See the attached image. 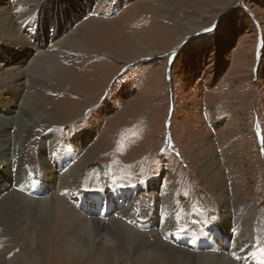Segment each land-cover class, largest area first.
<instances>
[{
  "label": "rangeland",
  "instance_id": "1",
  "mask_svg": "<svg viewBox=\"0 0 264 264\" xmlns=\"http://www.w3.org/2000/svg\"><path fill=\"white\" fill-rule=\"evenodd\" d=\"M85 1L0 0V25H6L0 28V71L16 63L9 61L11 54L14 59L18 54L10 51L8 44L15 43L11 34L20 32L19 24L27 16L32 20L25 22L32 44L52 36L62 41L53 56L42 62L41 67L47 65L43 73L34 67L37 58L33 53L22 59L26 60L22 68L29 71L18 98L26 108L23 116L13 114L16 108L0 104V113L8 116L11 126L5 142L10 147L9 167L12 165L2 173L0 182L13 183L15 192L19 185L29 184L31 189L25 195L28 208L45 207L57 186L52 179L35 177L39 166H44L35 151L49 148L57 139L71 143L73 136L82 137L84 149L99 148L97 159L87 168L94 170V176L99 170L109 171L123 188L173 183L182 197L176 202L187 200L193 206L191 214L181 215L186 234H196L192 230L202 221L194 211L204 218L212 210L214 217H219L221 191L229 204L242 202L256 212L260 218L256 223L264 220V0H96L97 6L94 0ZM90 15L98 21L92 25L97 31L83 37L80 30ZM106 26L111 28L106 30ZM47 48L42 46L44 51ZM67 65L72 70L78 65L79 74L55 90L57 66ZM44 85L61 102L59 113H37L35 106L41 100L35 90ZM0 95L6 98L1 90ZM51 132L53 136H48ZM61 155L67 160L64 162L71 161L67 152ZM200 164L215 174L213 184L202 178ZM43 187L48 191L41 192ZM92 188L103 191L104 186ZM148 188L151 200L165 203L158 188ZM235 191H241L237 199L233 198ZM85 195L82 190L76 194L81 197L75 207L81 208ZM120 199L134 205L141 202L132 188L122 192ZM2 202L3 197L0 206ZM22 205L3 208L0 244L11 245L7 252L0 250V262L41 264L45 258L47 264L51 251L46 248L44 252L36 238L43 237L45 222L32 221ZM135 206L139 208V204ZM102 208L103 197L89 201L84 211L93 222ZM124 216L139 234L148 236L155 231L170 246L196 253L210 249L203 245L197 249L193 236L188 239L156 231L159 228L154 221L133 222L132 212ZM219 227L218 223V231ZM200 228L205 230V225ZM218 233L228 235L227 227ZM108 234L118 236L115 243L120 254L104 264H130L133 256L124 246L123 231L102 232L100 238ZM263 234L264 228L257 234L261 248L263 245L260 253H264ZM223 238L219 249L212 252L219 255L224 251L239 262L238 251ZM84 242L88 251L90 244L87 239ZM96 246L103 247L101 243ZM98 253L79 256L77 264L97 263Z\"/></svg>",
  "mask_w": 264,
  "mask_h": 264
},
{
  "label": "bare ground",
  "instance_id": "2",
  "mask_svg": "<svg viewBox=\"0 0 264 264\" xmlns=\"http://www.w3.org/2000/svg\"><path fill=\"white\" fill-rule=\"evenodd\" d=\"M93 2L95 3V6L99 4L96 2V0ZM157 5H159L161 8L163 7L162 4L158 3ZM149 12L154 15L156 14L153 10H149ZM56 15L58 14L56 13ZM50 17H52V14ZM26 21L28 24L32 23L30 16H27L19 24L20 32L18 34H11V37L16 38L15 43L13 42L8 44L9 50L15 51L18 54L16 59H14L13 54H11L9 61H14L16 63L0 71V90L2 91V94L5 93L6 95V98L1 97L0 95V104L5 103L7 107L11 106L12 108H16L17 111H13V114L17 113L21 117L25 113L26 108L23 107L20 102H18L19 92L29 73L27 68H22L23 64L26 62V60L22 59L33 53L36 56L35 58H37V60L33 62V65L42 72L43 69L46 70L47 67V65H43L44 67H41L42 62L48 61L53 56L52 52L56 46L62 42L61 40L57 39V36H52L46 41H38L37 43L32 44L29 40L28 33L30 29L28 25L25 24ZM102 21L103 20H101V22ZM96 22H98L96 18L91 17V15L88 17L80 30L83 34H85L83 37L95 35L97 30H95L92 25ZM51 23L54 22L52 21ZM121 25L122 24H119L120 27ZM5 26V24L0 25V28H4ZM38 26H40L39 22ZM109 28L106 26L104 29L108 30ZM151 30H153V32L150 31V34L154 33V28ZM68 41H70V39H68ZM45 44L48 47L46 51L42 49V46ZM144 46L147 48V45ZM81 49H85V47L81 46ZM138 51L140 52V49ZM80 56V58H83L82 55ZM38 62H40V65H37ZM78 64L80 63L78 62ZM57 67L59 71V83H54L53 88L55 90L58 89L57 86H59L62 82L73 79L75 78L74 76L77 77L79 74L78 65L73 66L74 70L70 69L69 65ZM69 69L72 71H69ZM41 89L42 88L40 87L39 90H35L36 95L41 100L40 103L35 106L37 113H50L53 111L55 113H59L60 108H62L60 107L61 102H59L56 96H51L49 93V88H47L46 85L43 86L42 90ZM6 99L7 101H5ZM8 121V116L0 113V177L3 175L2 173L10 171L12 166L11 165L9 167V163L11 161L10 147L5 142V140L8 139V126L10 125V123H7ZM3 122L7 123L8 125L6 126ZM105 134L102 136V138L105 137ZM48 136H53V133L51 132L48 134ZM72 140L73 142L67 143L66 140L63 142L61 139H57L49 148H45L43 151H35L36 153H39L38 157L40 159L43 158L44 164L42 168L39 166L40 170L38 169V172H35V177L39 178V180H45L46 178L52 179L57 186L55 195L51 199L50 203H46L45 207L37 204L33 209L28 208V205L25 203V195L31 189L29 184L19 185V187H17V191L15 192L14 188L16 186L13 183L8 186L5 182L6 179L0 182V196L2 192H7L5 195L0 197H3V202L1 204L2 206H0V220L4 218L3 208L7 209V206L13 208L16 204H23L22 206L27 209L28 216H30L32 221L40 222L41 225L43 222H45L42 225L44 229L43 237L39 236L36 238L39 239L38 244L44 252L46 248L51 251V256L48 262L49 264H77V262L80 260L79 256H83L84 254L91 256L96 252H99L97 254L99 261L96 263L91 262L90 260V263L88 262L89 264H104V261L110 262V257H117V255L120 254V250L115 243H118L119 241L116 234H108L104 238H100L102 232H109V230L112 232L113 230L123 231V235L126 237L124 238V241L127 242V244H124V246L132 253L133 256L130 264H264V253H260L263 245L261 248V239L259 236H257L258 232L264 228V220H262L260 223H256V221H258L260 218L256 216V212L251 211L249 207L244 205V203L241 202L237 204H229L228 198H226L224 192H219L220 199L218 200L219 206L217 208L219 217H214L215 211L212 212V210H209L208 214L204 216V218L199 213L194 211L193 214L196 216V218H199L202 221L199 223V227L195 228L196 230H192V232L196 231V234H186L184 225L183 227L181 226V215L183 218H185L191 214L193 206L191 207L187 200H184V203L182 204L180 203L181 205L176 202V199H181L182 197L179 195L178 189L173 183H163L159 187L157 185L158 183H147L131 187L134 190L135 195L140 197L141 200V202L137 203L139 204V208L137 209L135 206L137 204L134 205L130 203L129 200L120 199V194L131 188H123L122 186H118L116 184L115 178L109 174V171L104 172L99 170L94 176V170H87V168L90 166V163L97 159V154L99 152L98 146H91L86 150L81 147L83 144L82 137L75 138V136H73ZM97 142L98 140L96 143ZM64 144L66 147H63ZM63 152H67L72 156L71 161L69 160L68 162H64L66 159H64L61 155ZM103 154L106 155L108 153ZM198 169L200 174H202V178L208 181L209 184H213L215 182V174L211 173V169L204 167L202 164L198 166ZM42 175L45 177L43 178ZM41 183L43 184L45 182L42 180ZM98 184H103V191L94 190L92 188L94 185ZM148 185H150L152 188H158V190H160L159 196L160 199L165 201L164 204L158 205L149 198L147 191V189H149ZM45 187H43L41 192L48 191H46ZM81 190L84 191L86 195L82 200L81 208H78L75 207V205L78 202L77 199H79L81 196H75ZM232 194L233 198L237 199V197H240L241 191H235ZM16 197H18V199ZM101 197H103V208L100 213H98L97 218L92 222L91 217L84 211V206H86L89 201H96ZM3 204H5L6 208L3 207ZM110 206L112 209H110ZM131 206H133V208ZM129 212H132L135 215V217L130 218V220L133 222H143L147 220L150 222L154 221L156 226L159 228L156 231L171 234L177 233L182 236L184 235L186 238L193 236V242L197 249V246L202 245L210 249L203 252H200L198 249V253L190 252L187 249L182 250L180 248L170 246L171 244L169 245L168 243L162 241L155 231H152L148 236L143 233L139 234V232L133 228V224L129 223V218L124 216ZM44 218L47 220H43ZM126 219L129 224L125 222ZM159 222H161V225ZM217 222L220 225L219 231L224 227H227L228 235L226 234L223 236L218 233L219 231L217 230ZM202 223L205 225V230L200 228ZM257 224H259V228ZM213 228L216 232H212ZM221 236L224 237L223 241L233 244V246L236 248L238 251L237 253L239 262L232 260L237 257H228L224 251L220 252L219 255L215 254L216 252H212L214 249L218 250L221 246ZM134 238H136V240H134ZM85 239H87L90 244L88 246V251L87 248L84 247ZM99 243H101L103 247L97 249L96 245ZM145 243L149 245H145ZM5 245L6 244H0L1 252H7L11 244H9L8 247ZM250 255H255L257 257L253 258L250 257ZM45 260L46 259L44 258L43 262L41 261V264H46ZM3 263L4 262L2 259L0 264ZM13 264L16 263L14 262ZM17 264L26 263L21 261Z\"/></svg>",
  "mask_w": 264,
  "mask_h": 264
},
{
  "label": "snow or ice",
  "instance_id": "3",
  "mask_svg": "<svg viewBox=\"0 0 264 264\" xmlns=\"http://www.w3.org/2000/svg\"><path fill=\"white\" fill-rule=\"evenodd\" d=\"M233 255H235V254H233Z\"/></svg>",
  "mask_w": 264,
  "mask_h": 264
}]
</instances>
